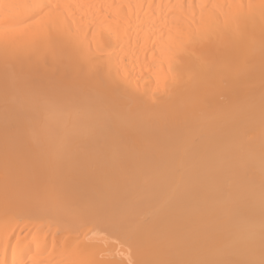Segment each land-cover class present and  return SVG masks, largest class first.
<instances>
[{"label": "bare ground", "instance_id": "obj_1", "mask_svg": "<svg viewBox=\"0 0 264 264\" xmlns=\"http://www.w3.org/2000/svg\"><path fill=\"white\" fill-rule=\"evenodd\" d=\"M0 264H264V0H0Z\"/></svg>", "mask_w": 264, "mask_h": 264}]
</instances>
